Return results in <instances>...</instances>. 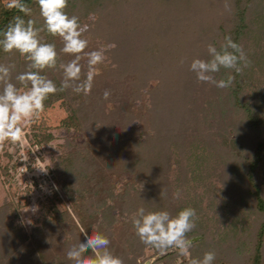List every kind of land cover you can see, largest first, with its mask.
Returning <instances> with one entry per match:
<instances>
[{
  "label": "rangeland",
  "instance_id": "1",
  "mask_svg": "<svg viewBox=\"0 0 264 264\" xmlns=\"http://www.w3.org/2000/svg\"><path fill=\"white\" fill-rule=\"evenodd\" d=\"M90 1L92 9L88 10L85 6ZM90 1L75 0L77 6L73 7L83 21L81 26L86 27L83 38L89 41L87 49L107 48L113 42L116 47L107 50L104 63L96 66L98 74L89 94L90 99L95 98L85 102V109L78 110L80 127L66 123L69 109L63 99H58L45 106L30 124L22 125V145H16L15 151L9 152L12 145L6 142L0 150V207L7 202L14 206L17 202L20 204L17 209L9 207L7 213L0 212V229L6 222L9 226L12 222L15 233H27L28 240L37 227L46 223L52 230L60 229L52 237V244H44L36 252L42 257L53 252L55 260H66L67 249L78 243L76 237L83 240V228L88 234L98 230L111 238L123 232L125 250L134 257L129 264L187 263L175 251L158 257L160 253L155 248L131 235L134 229L129 217L142 203L130 209L131 201L148 196L154 210H166L172 215L185 207L196 210V227L188 233L189 238L199 236L193 240L192 256L202 257L205 251L211 250L216 253L213 264H252L257 231L263 220L251 182H260L264 198V1L255 8L253 4L244 25L239 20L242 6L246 7L248 0L241 6L229 4L230 10L225 9V0L175 2L179 5L172 3L174 0H143L144 12L152 20H159L156 22L164 30L170 29L168 15L173 14L174 29L169 34L164 32L161 51L154 63L123 67L129 82L112 83L121 92V99L117 101V95L112 94L110 100H105L103 93L110 88L112 80L107 67L113 65V59L123 56L117 42L127 43L122 35L126 26L119 25L122 30L116 28L114 32L112 25L108 27L101 22L97 28L93 21L108 7L101 6L99 0ZM183 5L188 8L184 10ZM139 7V0L128 4L129 10ZM139 15L132 12L127 16L131 30H139L140 22L147 18ZM218 22L223 26L217 25ZM225 35L237 39L242 35L241 45L251 61L242 74L232 73L235 77L232 89L198 82L189 71L191 60L207 59V45L219 48ZM61 48L58 45L56 49L59 52L57 68L46 69L43 74L56 77L58 83L62 79L59 64L69 61V55L62 53ZM20 63L23 64L7 61L6 65H15L13 82L23 88L15 76L26 70L27 61ZM81 63L82 78L87 72L86 59L82 58ZM176 67L179 71L173 70ZM215 77L221 79L225 75L221 70ZM97 88L102 91L96 92ZM235 88L254 112L246 113L235 102ZM170 98L186 99L188 107L196 113L188 109L185 113L189 114L188 121L181 122L179 115H173L176 105ZM78 102L76 99L75 103ZM49 134L51 138L46 139ZM92 136L97 142L90 151L88 163L80 166L79 154L84 149L79 153L71 149ZM156 137L152 146L150 141ZM235 149L247 154V158L239 157ZM64 154L73 160L71 163L62 160L61 167L56 159ZM37 166L47 169L42 171ZM86 175L91 177L87 181ZM103 188L106 203L94 210L93 201L99 202L98 190ZM163 188L166 195L161 198ZM177 191L178 199L174 198ZM117 199L123 207L109 210ZM34 206L35 212L31 210ZM67 210L76 219V224L71 223L73 226L63 224ZM81 211L86 212L90 232L80 223L84 218ZM94 213L98 216L96 220L91 218ZM13 245L1 237L0 253L5 261L0 259V264H17L24 259L23 251Z\"/></svg>",
  "mask_w": 264,
  "mask_h": 264
},
{
  "label": "clouds",
  "instance_id": "2",
  "mask_svg": "<svg viewBox=\"0 0 264 264\" xmlns=\"http://www.w3.org/2000/svg\"><path fill=\"white\" fill-rule=\"evenodd\" d=\"M35 3L43 21L40 28L36 27L33 19L25 20L18 15L0 32V49L5 53L18 52L27 61L26 70L15 76V81L23 88L13 82L12 71L15 65L0 64V150L7 142L12 145L9 152H14L16 145L23 144L22 125L26 126L39 117L44 111V102L50 95L69 89L76 94L89 95L94 77L98 74L96 66L104 63L107 50L116 47L113 42L107 48L86 52L89 43L83 38L86 27L80 25L78 16L69 15L65 11L68 0H35ZM5 6L31 17L32 9L24 0H7ZM224 7L230 10L227 2ZM42 31L52 37H59L63 45L60 51L75 57L67 63L59 64L62 72L59 88L52 79L42 74L45 69H56L58 58L55 43L42 41ZM82 58L86 59L88 66L83 79L79 62ZM181 63H184L183 59ZM250 64L242 45L234 42L230 35H225L219 48L214 44L207 45V59L193 58L189 63V71L195 74L198 82L225 89L234 82L232 73L242 74ZM221 69L226 70L225 77L216 79L215 74ZM110 94L109 90H105L103 98L107 100ZM27 159L28 157L23 160ZM37 167L42 171L47 169ZM165 195L163 188L161 198ZM174 198H179V191L174 193ZM31 210L35 212L37 208L34 206ZM24 211L28 209L25 208ZM197 219L196 210L192 207L182 208L175 215L166 210L148 211L139 207L129 217L140 242L155 248L161 255L171 250L184 257L187 264H213L216 259L214 251H205L202 257L191 255L193 239L188 237V233L196 227ZM81 233L84 234V240L78 238V243L71 245L66 251V259L71 264H124L123 259L110 249L111 240L107 235L98 230L88 234L83 228ZM89 249L92 254L85 255Z\"/></svg>",
  "mask_w": 264,
  "mask_h": 264
},
{
  "label": "trees",
  "instance_id": "3",
  "mask_svg": "<svg viewBox=\"0 0 264 264\" xmlns=\"http://www.w3.org/2000/svg\"><path fill=\"white\" fill-rule=\"evenodd\" d=\"M87 1H90V0H87ZM99 1H100V5L103 7H108V10L104 14H102L101 16L96 18L95 21H93V23L96 25L97 28L101 22H105L108 27L110 25H112L114 32H117L116 28H120L119 25L122 26L125 24V26H126L125 28L122 27L123 28L122 35L127 38V43L117 42V45L119 44L118 48H120V51H121L123 56L122 57L119 56L116 59H113V65L107 67L108 70L110 69V77L112 80L109 83L110 88L104 89V90H109L111 93L109 98H108L109 100L111 99L112 94H114L115 96L117 95V97L115 98L117 101L119 96L121 95V92H119L120 90L117 91L116 87H112V83L118 82L120 84V82L121 83H125L126 81L129 82V80L127 78L128 74L124 73L123 67L126 68L130 64L133 65L135 63H139L141 65L149 66V64L154 63L156 61V58H158L157 54L160 53V51H161V45H162L161 39L163 37L164 32H165V34H169L172 31V29H174V26H172V19L174 18V15L173 14L168 15V18L171 19V22L169 24L170 29L167 31V30H164L162 28L161 23H160V25H158V23L156 21H159V20H156V21L152 20L150 15H147L144 12L143 6L145 5V1H143V0H139V4H140L139 8L140 9H132V10H129V8H128V4L131 0H99ZM177 1H182L184 3H191L192 2V0H174V2H172V1L171 2L175 3ZM225 1L228 4H233L236 6H238V5L241 6V4H244L246 2V0H225ZM248 1H250V0H248ZM248 1H247L248 4L246 3V7L242 6L243 11H242L241 18L239 20L240 24L244 23V25H245L246 17H248L249 11H250L251 7L253 6V4H254V8H255L256 6L261 4V2L264 0H251V2H248ZM6 2H7V0H0V32L5 30L6 26L13 20V17L18 16V15L23 17L25 20L31 18L34 21H36V27L37 28H40L42 26L43 21H42V18L40 16L39 7L35 3V0H24V3H26L32 9L31 17L25 16L23 13L19 12L16 9H8L5 6ZM91 3H92V1L88 2V4L85 6L88 10L92 9ZM175 4L177 5L178 3H175ZM100 5H99V7H101ZM74 6H77V5H75V0H68V7L65 9V11L69 15L78 16V14H76L73 10ZM183 6H185L184 10H186V8H188L187 5H183ZM86 11L84 13L85 15L88 14V12H86ZM132 12H136V13L140 14L139 15L140 17H147V18H145L144 21L140 22V25L138 28L139 30H137V31L131 30L129 28V26L127 25V16ZM255 12H256V10H255ZM159 16L161 18V15H159ZM161 21H162V19H161ZM79 22H80V25L83 24V21L80 18H79ZM219 24H220V22L217 23V25H219ZM220 26H223V25L220 24ZM161 28L164 30L163 32H162ZM40 37H41L42 41H46V42L48 41L50 43H55L56 49H57L58 45L63 46L62 41L59 37H52V36L48 35L45 31H42L40 33ZM242 37L243 36L241 35L240 39H237L235 37H232V39L234 42L241 45ZM85 51L89 52V49H86ZM57 53L59 55V52H57ZM74 58H75L74 56L69 55V61L74 59ZM24 60H25V58L20 56V54L18 52L14 51L12 53H5L2 51V49H0V61H1L0 64H6L7 61H17L18 64H23L20 62H23ZM79 62L82 66L81 60ZM184 68L187 69L185 66H184ZM87 70H88V66H87ZM173 70L179 71L177 67ZM221 70L225 75L226 70H224V69H221ZM114 72H116L115 75H114ZM42 74H44V72ZM179 74H180V72H179ZM84 76L81 79H83ZM130 76H132V75L130 74ZM50 79H52L56 83L57 87L59 88L60 83H58L57 78L51 77ZM233 83L235 84V80ZM106 85H108V83H106ZM136 87H137V85H136ZM229 88L232 89V87H229ZM236 89L237 88L234 89L235 102L242 108V110L246 111V113L250 114V113L254 112L251 104H249V102H247V101H243L241 98L240 91H238ZM95 90H96V92H100V91H102V88H101V90L98 88ZM94 98L95 97L90 99L89 95L85 96L83 94H76L75 92L71 91V89H69V90H66L63 92L58 91L56 94L50 95L44 103H45V106H47V105L52 104L55 100L63 99V101L65 102V104L67 105V107L69 109V114L66 116V118L64 120L71 127L72 126L80 127L81 126V124H79L80 119L77 115L78 110L85 109L86 108L85 102L88 101L89 99L93 100ZM76 99H79L78 103H75ZM119 99H121V98H119ZM170 100L172 102H174L176 105L175 110L173 112V115L174 116L176 114L179 115V118L181 119L180 121L183 123H186V121H188V118H189L188 115L189 114L187 115L185 113H186V111H188V109H193V108L188 107V102L186 101V99L170 98ZM116 106L118 108V105H116ZM193 111L195 112L196 110L193 109ZM145 123L147 124V122H145ZM98 128L101 129L100 127H96V129H98ZM51 136H52V134L51 135L49 134L46 137V139H50ZM151 136L152 135H150V139H151ZM157 139H158V137H156L155 139L150 141L152 146H155V142L157 141ZM96 142H97V140L96 139L94 140V136H92V137L88 138L86 141H84L83 143H80L78 148L71 149L72 150L71 152H76V153H79L77 151H79L80 149H84L79 154L82 156L80 158V160H82L79 163L80 166L83 164V162L88 163L87 159H90V157H91L89 155L90 151L93 149ZM152 142H154V143L152 144ZM159 142H161V141H159ZM236 153H238L237 155L239 157H242V158L244 156L247 158V156H248L247 154H242V152L238 151V150H236ZM236 153L235 154L233 153V154L236 155ZM65 159L70 161V163L73 160V158H71L69 154H64L63 156H61V155L58 156L56 161L58 162V164L61 165L63 162L62 160H65ZM61 167H62V165H61ZM77 170H78V167H77ZM78 173H80V172L78 171ZM78 176L83 177L82 175H78ZM89 176L90 175H86V177H84V178H86V181L91 178V177L89 178ZM247 176L249 179L251 178L250 175H247ZM250 181H251V179H250ZM94 186L97 187V185H94ZM110 188L111 187H109V190H110ZM251 189H252L253 193L256 195L257 206H258L259 211L263 212V220L259 226V231H257V239H256V243H255L254 250H253L252 264H264V198H263V195L261 194V191H260V182H257L256 180H255V182L252 181L251 182ZM103 190H104V188L101 190H98L97 200L99 202L96 204L97 201H93L94 202L93 206H95L94 210L98 209L99 207H102L101 204L106 203L105 196L102 193ZM95 195H97V193H95ZM139 202H142L139 207H144L148 211L154 210L153 209L154 207L152 206L151 199H149L148 196L143 198V200L131 201L132 206H130V209H136V206ZM8 203L9 202L5 203L4 206L0 207V212L5 211L7 213L9 210V207L17 209L20 206L19 202H17L15 204V206H14V203H12V204H8ZM115 207H120V208L123 207L122 201L117 199L115 201L114 205L109 207V210H113V208H115ZM159 209H161V208H159ZM155 210H158V209H155ZM85 213L86 212L83 213V211H81V214L84 218H82V220H80V223L84 227H86L88 229V231L90 232L91 229L89 230V225H88V223L85 219V216H84ZM66 214H67L66 219L63 222L64 226H67V223H68V226H73L72 224L77 223L76 219L73 217V215L70 214V212L68 210L66 211ZM89 214H91V213H89ZM97 217L98 216L96 213H94L91 216V218H94L95 220L97 219ZM11 226H9L7 222H6L5 226H3L4 228H2V225H1L0 239H1V237L2 238L6 237L9 240V243L14 244L13 245L14 248L19 246V250L23 251L24 259L21 262H17V264H67V262H68L67 259L61 260V259L57 258L58 260H55L56 256L54 255L53 252L48 253L47 256H43V257L39 253H36L38 249H42L44 244H46V245L52 244V237L54 235H56L59 231H61L60 229L56 230V231L52 230V229H50L49 224L46 223L45 225L37 227V229L33 233V236L32 237L30 236V240H28L29 236L27 233H22L20 231L17 234V233H15L16 230L14 229L15 227L13 226L12 222H11ZM128 230L129 229H126V231H128ZM90 234H91V232H90ZM122 234H124V233L120 232L117 237H113V238L108 236V238L111 240L110 249L113 251L114 254L120 256L123 259L124 264H129L130 262L131 263L133 262L134 257H131V254L126 252V250H125L126 246L124 245L125 235H122ZM131 235H135V232H133ZM75 237H76V235H75ZM82 237L84 240V235H82ZM18 238H20L19 241H18ZM76 239H78V238L76 237ZM83 240H81V241H83ZM89 253H90V255L92 254L91 249H89L85 253V255H89ZM193 257H196V256L193 255ZM0 259L5 261V256L1 255V253H0ZM185 264H187V263H185Z\"/></svg>",
  "mask_w": 264,
  "mask_h": 264
},
{
  "label": "water",
  "instance_id": "4",
  "mask_svg": "<svg viewBox=\"0 0 264 264\" xmlns=\"http://www.w3.org/2000/svg\"><path fill=\"white\" fill-rule=\"evenodd\" d=\"M198 237H199V236H195V237H192V239L195 240V239L198 238ZM169 252H172V251L170 250V251H168L166 254H168ZM166 254H164V255H166ZM164 255L159 254L158 257H160V256H164Z\"/></svg>",
  "mask_w": 264,
  "mask_h": 264
}]
</instances>
